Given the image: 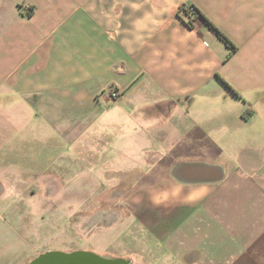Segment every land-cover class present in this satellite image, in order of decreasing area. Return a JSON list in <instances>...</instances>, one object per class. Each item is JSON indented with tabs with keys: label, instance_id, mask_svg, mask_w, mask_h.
Returning a JSON list of instances; mask_svg holds the SVG:
<instances>
[{
	"label": "crops",
	"instance_id": "1",
	"mask_svg": "<svg viewBox=\"0 0 264 264\" xmlns=\"http://www.w3.org/2000/svg\"><path fill=\"white\" fill-rule=\"evenodd\" d=\"M18 133L126 170L122 218L96 238L114 257L264 264V0H0V139ZM15 148L0 189L60 186L16 179L68 167ZM9 228L0 213V264H26Z\"/></svg>",
	"mask_w": 264,
	"mask_h": 264
},
{
	"label": "rangeland",
	"instance_id": "2",
	"mask_svg": "<svg viewBox=\"0 0 264 264\" xmlns=\"http://www.w3.org/2000/svg\"><path fill=\"white\" fill-rule=\"evenodd\" d=\"M15 96L21 95L17 93ZM112 132L119 134L120 131L114 127ZM7 136L0 134L1 138ZM40 142L44 143L45 140H34L24 133H18L16 139H0V160L1 151L10 146L11 149H16L17 143V150L21 154L23 151H30L22 156H27V160L31 159L35 164L49 159L68 167L67 171L49 172H43L33 164L11 165L7 168L13 171L16 179L39 178L49 180L44 182L45 184L51 185L56 182L60 184L57 188H48L40 187L39 183L34 181L37 186L32 188L6 186L0 189L2 201L8 198L12 200L10 204L0 207V213L4 214L9 229L17 235V242L33 249L30 254L32 257L29 256L24 262L27 264L46 249L61 248L68 250L79 248L99 255L119 256L105 249L106 241L103 236L100 239L96 238L98 235L107 234L108 228L119 223L122 218L120 197L125 189L120 185L122 183L120 176L126 170L119 166L110 168L105 165L107 157L101 153L94 155L92 162L83 166L77 165L79 168H76L74 162L79 159L88 162L87 158L80 157L72 150L59 154H39L37 151H42ZM13 207L15 211L12 213L15 217L12 213L9 214ZM8 208H11L9 212Z\"/></svg>",
	"mask_w": 264,
	"mask_h": 264
},
{
	"label": "water",
	"instance_id": "3",
	"mask_svg": "<svg viewBox=\"0 0 264 264\" xmlns=\"http://www.w3.org/2000/svg\"><path fill=\"white\" fill-rule=\"evenodd\" d=\"M28 264H130V260L103 256L84 250L70 252L48 250L39 253Z\"/></svg>",
	"mask_w": 264,
	"mask_h": 264
},
{
	"label": "trees",
	"instance_id": "4",
	"mask_svg": "<svg viewBox=\"0 0 264 264\" xmlns=\"http://www.w3.org/2000/svg\"><path fill=\"white\" fill-rule=\"evenodd\" d=\"M192 8V12L196 13L198 15L202 14L194 5H186V6H182L180 8L181 11L188 13L189 9ZM204 17V16H203ZM206 21L208 22V24L216 31V33L218 34V36L229 46H233V43L231 42V40L220 30L218 29L216 26L213 25L212 22H210L208 19H206ZM188 24L190 26H193V23L191 21L188 22Z\"/></svg>",
	"mask_w": 264,
	"mask_h": 264
},
{
	"label": "built area",
	"instance_id": "5",
	"mask_svg": "<svg viewBox=\"0 0 264 264\" xmlns=\"http://www.w3.org/2000/svg\"><path fill=\"white\" fill-rule=\"evenodd\" d=\"M192 8L189 9V12H191ZM118 92L117 91H112V97H117L118 96Z\"/></svg>",
	"mask_w": 264,
	"mask_h": 264
}]
</instances>
